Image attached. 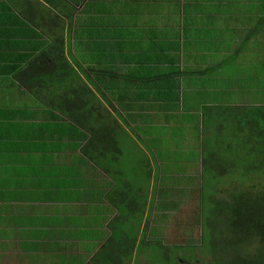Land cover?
Returning a JSON list of instances; mask_svg holds the SVG:
<instances>
[{
    "label": "crops",
    "instance_id": "1",
    "mask_svg": "<svg viewBox=\"0 0 264 264\" xmlns=\"http://www.w3.org/2000/svg\"><path fill=\"white\" fill-rule=\"evenodd\" d=\"M261 1L0 0L3 264H13L11 259L18 253L37 254L39 259L49 256L55 239L85 245L99 234H108L88 228L91 220L87 222L83 215L65 212L74 204L64 200L68 190L89 206L98 205L100 199L102 204L109 203L105 193L100 196L103 187L97 172L66 174L80 167L70 163V158L81 153L85 144L76 139L79 131L63 113L82 111L69 97H83L85 106L88 101L92 124L103 121L117 129L110 159L121 162L116 173L110 174V184L122 182L124 195L136 202L131 213L134 219L119 222L129 223L119 230L128 238L148 234L146 218L151 208L156 213L163 204L171 205L170 211L177 208L175 203L180 202L174 187L195 185L198 172L189 170L196 171L197 165L202 167L209 160L231 164L232 159H239L244 165V156L264 145L258 114L264 101L257 98L264 94L258 93L252 78L247 82L249 74L258 73L247 66L259 62L258 43L254 47V42L264 36ZM240 61L245 72L242 82L230 85L227 66H238ZM68 64L92 94L76 80L68 90ZM205 69L199 77L189 75L182 80L183 72ZM199 135L206 147L198 148ZM244 144L251 146L243 150ZM177 159L182 164L168 171L164 164ZM260 159L246 155V166L253 169ZM173 174L179 178L168 181L167 176ZM80 178L83 184L75 185ZM91 179L96 189H82ZM142 179L147 185H142ZM164 192H172V197L163 196ZM110 207L113 212L106 227L117 214ZM150 217L158 224L154 215ZM155 234L157 239L163 237ZM31 246L42 248L32 250ZM35 261L46 264L42 259Z\"/></svg>",
    "mask_w": 264,
    "mask_h": 264
},
{
    "label": "rangeland",
    "instance_id": "2",
    "mask_svg": "<svg viewBox=\"0 0 264 264\" xmlns=\"http://www.w3.org/2000/svg\"><path fill=\"white\" fill-rule=\"evenodd\" d=\"M262 3L264 4V1H261V4ZM261 38L263 39L262 42H264L263 34H261ZM258 49V57L260 60L261 54L264 53V47L261 49L258 47ZM229 65L230 66H227L229 70L227 83L229 82L230 85L235 83L240 85L242 82L241 74L245 73L241 66L242 61H240V65L238 66L236 63H229ZM251 65L252 64H249L247 67H253L254 71H257V64L253 63V65ZM219 72L222 73V70H219ZM258 74L259 71L258 73H254V75L249 74L250 76L247 82H250L252 78L254 81L253 83L258 85V93L264 94V76L259 77ZM232 77H237L238 79H231ZM75 80V78H70L68 81L71 84L74 83ZM71 88H68V90ZM257 98L261 102L264 101V96H257ZM199 139L198 148L206 147L204 144H201L200 135ZM160 142L162 145L165 144L163 139H160ZM223 146L232 148V145L230 146L226 143ZM249 146L251 145L244 144L241 147L244 150ZM231 152H233L234 158L238 159L235 151L231 150ZM246 155L252 159L261 158L260 163L253 164V169H249V165L246 166ZM246 155L243 160L245 166L239 161V159H232L231 164L226 160H223L222 162L218 160L216 161L215 166H213L209 160L205 162L203 161L201 164L202 167H198L197 165L196 171L193 169L189 170V173L191 174L198 172L196 179L193 180L195 185L192 187L196 198H191L189 202L180 207V210L175 209L167 212V216L160 218L158 224L154 223L153 219H150L151 215H154L155 218L159 217L156 213V209L152 210L151 208V214L146 218L148 234L143 236L135 234L131 240L128 239L127 233L115 230L113 234H111V228L114 227L113 223L109 222L110 225L107 227L104 225V223H107V217L113 212L110 211V203L102 204L103 199H100L101 203L98 205L89 206L78 197L74 199L70 194V190H68L65 193V195L68 194V198L64 200L67 202H73L74 204L67 206L65 212L68 214H74V212H76V214L83 215L82 217L85 218L87 222L91 220L88 228L94 227L101 229L103 230L102 232L106 231L108 234H99L96 236V239H94L95 241L86 243L85 245L77 241L67 240L62 242L55 239L57 241H54L51 251L54 253H63V260L67 258L71 259L72 257L73 261H77L75 263L72 262L71 264H158V262L159 264H161V262L162 264H235L236 262H232V259L234 258L227 253L230 249H233L231 245L226 244L224 245V248L221 247L219 254L218 252L213 251L215 249L209 250V246H205V242H202V211L205 210L203 204L207 206V202L205 201L211 198V200L218 199V203L220 201L225 208H239L238 212L237 210H234V212L233 210H230L227 213L225 211V217H223V220H230V216H236L232 219L237 222L245 220H255L260 222V226L246 227L244 234L240 236V245L243 249V254L244 251L247 250L251 259L257 264V262H260L259 253L263 251L262 249L264 248V145L261 144L255 147L252 152H249ZM180 164H182V160L177 159L172 163H165L164 166L168 171L172 170L171 172H173V167ZM13 170L20 169L14 168ZM123 171L126 172V170ZM202 172L206 173V176L201 179ZM97 173L99 174L100 185L104 180H107L106 184H110V176L103 175L100 171H97ZM177 173H179V171ZM176 177L177 175L173 174L167 176V180H175ZM141 183L144 186L147 185L146 180L142 179ZM101 186L103 189L99 186V191L100 196H103L107 187L105 185ZM71 188L78 192H83L84 190L82 189L95 190L96 185L91 179L90 184H86L82 189H80L81 187L76 186H71ZM175 189L177 188L174 187V190ZM163 196L172 197V192H164ZM236 196L240 198L238 201H235ZM98 210L104 211V213H99ZM244 215H248V217ZM80 219L81 217H75V220ZM162 220H164V222H161ZM150 221L152 223H150ZM102 222L103 224H101ZM215 222L222 223L221 226L225 229L226 226H224L223 222ZM159 223L162 224L159 225ZM107 230H110V232ZM162 230H164V233L160 232ZM155 231L158 234H164V236L161 239H157ZM222 232H227V230H223ZM229 234L230 233L228 232L226 236L224 233L221 237L222 240H225V242L229 241ZM241 247L235 251L238 252ZM101 249H103V252L99 254ZM141 252L143 255H140ZM39 253H42V251ZM31 256H23L18 253L13 259H11V261H14L16 264H36L35 262L37 261L35 260H40V257H38L37 254L35 257ZM1 257H3L2 254H0V262L2 263ZM145 260H147V262H145ZM5 262H8V260L5 259ZM248 263L250 262L245 264ZM4 264H11V262L9 261Z\"/></svg>",
    "mask_w": 264,
    "mask_h": 264
},
{
    "label": "trees",
    "instance_id": "3",
    "mask_svg": "<svg viewBox=\"0 0 264 264\" xmlns=\"http://www.w3.org/2000/svg\"><path fill=\"white\" fill-rule=\"evenodd\" d=\"M260 12H261V15L263 16L260 19V25H263L264 24V4L263 3L260 6ZM261 33H263L262 30L260 31V34ZM262 41L263 39L261 38V35H260L259 42H254V47L257 43L260 49L264 47V42ZM239 52H241V50ZM256 67H257V70L259 71L258 76L259 77L264 76V53L261 54V59L259 60ZM67 68H68V80H70V78H75L78 81L77 83H80L82 89L86 90L88 94H92L90 88L86 85V83L83 82L78 76L75 75L76 72L70 64H68ZM247 69L250 70L251 67ZM189 71L183 72V74L185 75H182V80H188L189 75H192L194 77L196 76L199 77L200 74L201 75L205 74L207 70L205 69V70H202L201 72H196L197 74L193 72V70H189ZM210 71H212V69ZM71 87L72 85L69 82L68 88H71ZM72 88H74V86ZM82 99L84 98L83 97H69V101H71L73 104L81 105L82 111H78L74 109L66 110L65 112L63 111V113L67 115L71 123H73L69 125L75 127L79 131L78 137L76 139L78 141L85 140V144L83 145L81 149V153L75 154L73 158H70L71 160L70 163L75 164V165H80V167L76 166V169L74 171H70L66 174H70V173L81 174L83 172H88V170H91L90 172L93 173L92 170H94L95 172L100 171L103 175L110 176V174L116 173L115 171V169H117L116 165L119 162H121V161H115V160L110 159V152H114V150L116 149L115 139L117 135V129L115 127H111V124H102L103 121L98 124H92V122L90 121L91 112L90 110L87 109L88 101L85 106V102H83ZM258 114L262 121L261 122V134H264V107H258ZM76 145L78 146L79 144L76 143ZM211 163L213 166H215L216 160L212 161ZM203 172L201 174L202 176L201 179L205 178L206 176V173H203ZM127 177L131 179L137 178V176H129V175ZM176 178H179V177L177 176ZM188 178H192V177H188ZM83 181H84V178H80L79 180L75 182V185H82ZM121 183L122 182H118L117 184L113 185V184H109V183L106 184L105 182H101V185L103 186L105 185L107 187L104 198L110 203V205H112L113 207H115V209H117V214H115L114 217L111 218L112 220H110V223H113L114 225V227L111 228V234H113L115 230L119 231L120 228L128 226L129 223L122 225L119 222H123L122 220L123 218L128 219V220H125L126 222L132 221L134 217L131 216L132 215L131 213L134 212V209H136L134 208L136 204V202L134 201V197L132 196L128 197L124 195L125 193L122 190L124 184H121ZM117 185L119 187H117ZM173 194L177 196L176 199L180 202V203H175L177 208L180 207V204H185L189 202L191 198H196L195 192L193 191V189L188 187L185 184L180 185L179 188L175 189ZM238 199L240 198L236 196L235 201H238ZM212 200L211 198H209L205 201L207 202V206L203 204V207L205 210L202 211V214H203V218H202L203 240L202 242L203 243L205 242V246H209V250L215 249L213 251L218 252L219 254H220L221 247L224 248L225 247L224 245L229 244L233 247V249H230V251L227 252L229 255H231L232 258H234L232 259V262H236L235 264H245L247 262H250L248 264H255L254 261L249 256V253L247 252V250H245L243 254V249L240 245L241 244L240 236L244 234L246 227L260 226L259 225L260 222L255 221V220L254 221L245 220V221L237 222L234 219H232L236 216H233V217L230 216L229 217L230 220L229 219L223 220V217H225V211L226 213L230 210H233V212L234 210H237L238 212L239 208L237 207L236 209L235 207L225 208V206H223L220 201L218 203V199H212ZM165 202H167V204H170V202H168L167 200H165ZM170 206L171 205L163 204L162 209L159 208V213H157L159 217L158 218L154 217L157 222H160L159 221L160 218H164L167 216L166 215L167 212H170V209H171ZM244 216L248 217V215H244ZM215 221L223 222L224 226H226L225 229L221 226L222 223L220 224L219 222H215ZM47 222L48 221L41 223L40 226L42 227L46 225ZM161 222H164V220H162ZM161 224L162 223H159V225ZM146 226H147V223H146ZM223 230H227V232H222ZM160 232L164 233V230ZM228 232L230 233L229 234L230 238H229V241L225 242V240H222L221 237L224 233L227 236ZM163 235L164 234H162V236ZM128 239L131 240L133 238H128ZM53 244H54V241L51 242L50 249L52 248ZM240 247L241 249L238 250V252H236L235 250L239 249ZM30 248L32 250H39L42 247L37 246L36 248L35 246L33 247L31 246ZM262 250L263 251L259 253L260 262H257V264H264V248ZM101 252H103V249L99 251V254ZM63 258H64L63 253L52 252L50 253L49 256H45L44 258L42 257L41 259L42 261H45L46 264H71L72 262L73 263L77 262L75 260L73 261L72 257L71 259L67 258L64 260ZM219 258H220V255H219ZM220 261H221V258H220Z\"/></svg>",
    "mask_w": 264,
    "mask_h": 264
},
{
    "label": "clouds",
    "instance_id": "4",
    "mask_svg": "<svg viewBox=\"0 0 264 264\" xmlns=\"http://www.w3.org/2000/svg\"><path fill=\"white\" fill-rule=\"evenodd\" d=\"M164 236V235H163ZM145 262H147V260H145ZM158 264H159V262H158Z\"/></svg>",
    "mask_w": 264,
    "mask_h": 264
}]
</instances>
